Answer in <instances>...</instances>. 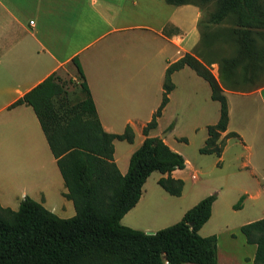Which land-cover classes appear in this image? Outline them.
Here are the masks:
<instances>
[{
    "label": "crops",
    "instance_id": "crops-1",
    "mask_svg": "<svg viewBox=\"0 0 264 264\" xmlns=\"http://www.w3.org/2000/svg\"><path fill=\"white\" fill-rule=\"evenodd\" d=\"M204 17L197 6H173L165 0H0V206L16 211L28 196L62 219L76 215L33 108L13 106L15 102L53 73L65 72L77 79L73 64L77 58L104 130L122 134L130 125L134 131L133 143L114 142V160L125 175L132 154L145 140L144 127L161 104L166 70L194 52ZM172 81L175 88L149 136L163 139L185 158L186 167L172 176L185 182L190 177L194 187L174 197L158 184L164 175L152 173L122 224L156 232L179 222L189 209L215 193L212 215L204 226L213 221L219 201L225 198L245 196L252 202L239 229L263 219L264 86L248 93L224 91L229 123L220 138L225 147L219 159L223 160L232 140L240 150L233 158L232 172L209 185L199 182L201 168L181 147L186 146L182 140L187 134L178 130L179 123L162 138V121L166 116L191 118L190 131L200 152L208 139L207 126L220 118V103L212 100L208 82L188 66L175 71ZM156 207L161 215L154 211ZM241 245L240 253L227 254L231 263L254 264L257 246L246 238Z\"/></svg>",
    "mask_w": 264,
    "mask_h": 264
},
{
    "label": "trees",
    "instance_id": "trees-1",
    "mask_svg": "<svg viewBox=\"0 0 264 264\" xmlns=\"http://www.w3.org/2000/svg\"><path fill=\"white\" fill-rule=\"evenodd\" d=\"M165 1L173 6L194 5L202 11L214 4L210 21L234 24L229 37L238 49L237 56L220 62V78L226 87L208 69L211 63L201 53L204 46L212 45L213 38L209 34L207 39L201 32L203 19L194 53H186L167 68L161 104L144 127L145 140L132 154L125 175L114 160V142L133 143L134 131L130 125L122 134L104 130L77 58L73 64L78 71L79 96H71L58 73L26 93L13 106L33 108L64 180L65 197L74 203L76 215L62 219L28 196L16 211L0 206V264H218V237L199 234L212 215L216 193L189 209L179 222L152 234L127 227L121 220L137 205L154 172L164 175L158 184L168 194L182 195L184 181L172 173L186 167L185 158L163 139L149 136L175 88V71L190 67L208 82L212 100L220 103V118L207 126L208 139L200 153L221 156L225 142L220 138L229 123L224 91L239 92L230 84L238 83V71L250 82L264 63V48L256 45L257 40L264 42V0ZM243 200L241 197L235 207H241ZM240 230L247 243L257 246L254 264H264V218Z\"/></svg>",
    "mask_w": 264,
    "mask_h": 264
},
{
    "label": "rangeland",
    "instance_id": "rangeland-1",
    "mask_svg": "<svg viewBox=\"0 0 264 264\" xmlns=\"http://www.w3.org/2000/svg\"><path fill=\"white\" fill-rule=\"evenodd\" d=\"M215 10L216 7L214 4H210L204 9L205 18L201 26V32L205 34L207 39H209L210 37L209 34H211L213 38L211 40L212 45L210 47L204 46L202 51H200L207 59V63H211L210 65H208V69L219 80V82L226 87L225 83L220 78V62H222V60L226 58L236 57L238 49L236 48L233 40L229 37V31L234 28V24H232L231 22H227L218 25L210 21V17ZM256 45L258 49L264 48V42H261L260 40H257ZM242 73L243 72H241L240 70L237 73V84L230 83L231 85L235 86V89H237V91L248 93L264 86V63L262 64L261 70L257 72L255 77L250 82L246 81L243 78ZM60 76L66 82L71 96L72 94V97L74 98L79 96L80 82L77 79L71 77L70 74L65 72L61 73ZM191 121L192 119L188 117L173 118L170 116H166L162 121V126L165 127L164 135H167L169 131L179 123L178 130H180L181 133L187 134L185 136L186 139L184 138V140H182V142H184L186 146L181 145V147L185 155L190 157L192 163L198 165L197 167L201 168V171H198L199 182H205V184L208 183L209 185H212V182L219 176H227L232 172L233 158L235 154H237V151L239 152L240 148L234 147L236 141L232 140L231 143L228 144L229 149L224 155L223 160L221 161L216 155L201 154L199 152V149L196 148L198 146V141L197 139L193 138L190 131ZM202 122H204V120H202ZM215 123H217V121L213 122L212 124L214 125ZM154 174L155 177L160 173L155 172ZM154 177H152V179H154ZM187 179V182L184 181L183 189V192H186V194L190 191L191 188L194 187V181L190 177H188ZM240 198H225L219 201V206H217L218 209L216 210L213 221L206 226H203L202 230L199 232V234L203 237L211 235H216L218 237V243L220 246H218V254H221L222 264H232L227 254L230 253V251L240 253L242 248L241 244L245 240L243 234L238 228V225L247 220V216L245 217V215L249 211L252 202L245 200L244 196L241 207H235ZM162 210L164 211L165 209L162 207ZM154 211L161 215V211L157 207ZM225 226H229V228L227 227L228 229H226Z\"/></svg>",
    "mask_w": 264,
    "mask_h": 264
},
{
    "label": "water",
    "instance_id": "water-1",
    "mask_svg": "<svg viewBox=\"0 0 264 264\" xmlns=\"http://www.w3.org/2000/svg\"><path fill=\"white\" fill-rule=\"evenodd\" d=\"M165 137H166V135H163V136H162V138H165ZM149 233L152 234L153 232H149Z\"/></svg>",
    "mask_w": 264,
    "mask_h": 264
},
{
    "label": "built area",
    "instance_id": "built-area-1",
    "mask_svg": "<svg viewBox=\"0 0 264 264\" xmlns=\"http://www.w3.org/2000/svg\"><path fill=\"white\" fill-rule=\"evenodd\" d=\"M34 22L32 21L31 24H33Z\"/></svg>",
    "mask_w": 264,
    "mask_h": 264
}]
</instances>
